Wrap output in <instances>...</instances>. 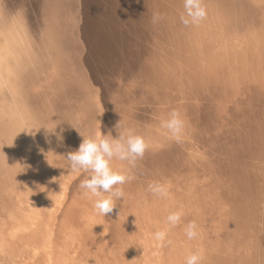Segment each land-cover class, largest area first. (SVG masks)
I'll use <instances>...</instances> for the list:
<instances>
[{
	"label": "rangeland",
	"instance_id": "obj_1",
	"mask_svg": "<svg viewBox=\"0 0 264 264\" xmlns=\"http://www.w3.org/2000/svg\"><path fill=\"white\" fill-rule=\"evenodd\" d=\"M233 1L237 3V12H234V14L232 12H226V14L233 17L232 19L236 22V24H244V22L236 21L242 19H244L245 22H250V25L254 28L257 27L259 30L258 33H260L261 29L264 27V0ZM85 2V0H0V36H4L2 29L6 27V24L3 23L5 19L9 20L12 25H16V23L19 22L18 28H20V30L24 29L28 31L27 35L29 42L27 41V38H21V36L17 33V29L13 31L15 34L11 35L10 38V46L13 53L16 55L20 54L21 59H23L26 52H23L24 45H29L30 53L38 56L35 57V60L41 56V53H46L44 61L43 59L41 60L44 64L41 70L42 76L44 77L40 79V81L43 82L35 80L31 83L33 85L32 93L36 94L39 90L42 92V85L44 84L45 86V84L49 82L48 93L44 96L45 98L43 97L39 99L38 102L43 103L45 99H47V96L50 100L53 96L52 94L54 93L52 88L61 85L65 88L64 94L68 97L72 95L71 93L75 94V88H78L79 94L81 93L79 88L81 90H85V94H87L88 91H91L94 94V97L91 99L92 101L89 104L91 109L88 108V104L84 105L82 102L81 104L79 103L77 98L81 95L77 92V95L75 94L77 98H72V102H64V110H68V114L65 116L66 118L64 117V120L69 122L68 127L72 128V136H75L74 143L76 140L78 141L76 144H71L68 138L65 137V140H57V142L51 147L50 152L49 150L37 149V152L32 154L36 155L33 165L36 164L37 168L41 166L42 162H48V160L52 165H54L52 166L48 163L50 167L44 172V174L46 172H50L49 180L51 182L46 183L45 181L47 180L44 179L42 181L40 176L36 174L37 170L35 169H33L35 172L34 177H26L28 167L23 168L22 165L20 166L23 168V173H21L18 169L16 174H14L18 178L17 180H21L22 175H24V179H26L25 181L31 182L32 185L45 184L49 190H45L43 195L45 196L47 192H50V195L53 196L52 199L54 204L51 207L52 210L49 212L48 208V214L46 216L43 215L42 219H37L35 225L39 224L41 227L46 218L54 220L55 216H58L60 210V215H63L65 213L66 206L75 198L78 191L81 190L79 187L81 181L90 176V173L83 169L72 170L70 168V162L66 159L68 152L78 149L84 138L83 136L90 137L88 129L84 124H82V120H79V114H86L83 112L86 110V107L89 110V115L93 116L91 120V125L93 121L91 129L92 135H106L109 134L111 131L110 128H112L111 123L113 113H115V116L118 117L120 130L122 129L124 121L129 120L130 124L144 125L145 127L155 126L154 123L160 122L161 116L165 113H160V110L167 106V93H172L171 95H173V97L176 93H178L180 97L183 92L189 96L190 100L180 97L176 102L181 104L192 103L191 110L187 112L189 125L186 127L187 129L190 127V129H188L190 130V134H186L182 140L184 144H190V146H188L189 149H186L184 152L185 155L182 154L180 157L178 156L179 160L176 164V169L169 175L164 173V171L167 172L169 169L167 168L169 161L167 157L164 158V160H162L163 158L161 159V156L158 157L159 153H156L155 155L157 156L155 162L159 159L157 163L162 164V166H158L157 169H155L154 165H151V163L139 162V165H136L132 169L135 176L130 175L132 178L128 183H131L133 188L129 192L132 193L134 190L135 197V193L140 192L139 194L143 197L151 199V197L155 198L158 196H154L148 190V185L150 183L160 182L167 185L169 195L166 198H174L173 201H181L175 204L172 202L169 203L167 206V213L178 211L182 207H186L183 209L184 211L191 212L194 210L195 216H193L192 220H189V223L193 221L195 223L199 222L208 213L207 215L210 220L206 223L209 224V233L205 240H198L197 243L198 246H202L205 251L208 250L210 259L213 258L211 255L219 257L218 252L221 254L222 251H230L231 247H234V249H241L243 246V251L250 248V255L251 253H256L257 261L255 264H264V159H261L258 154L253 152V150H248L249 143L261 147L259 139L253 137L255 136V131L253 132L252 130L255 124L254 119L257 118L254 113L260 114V112L264 110V102L260 100V105L255 104L258 100V96L255 101V95H253L252 88L247 91V94H244V96L248 97L245 103L242 102L237 105V97L240 93H237L238 95L236 97L234 96V99L232 97H223L222 94L219 95V92H217L223 87V85L220 84L221 86H218V84H209L210 82L208 80V76L213 75V72L216 73L219 70L221 73L226 71L228 74H231L230 71H232V75L236 76L235 74H237V70L236 72L232 70L237 69L236 66H233L232 56L234 53L239 51L236 49V44L239 43V41H237L236 32L238 24H231V22L222 19L223 23L221 24L222 29L220 33L213 35L210 32L211 26H206L203 27V33H199L196 37L189 36L187 32L192 29H200L203 25V21H201L198 25L193 26H184L181 23L180 17L184 13L183 0H142L143 6L155 8L149 18L153 19V15L158 13L162 17L158 23L162 26L168 23L170 27L169 30L164 28L158 33H153L155 34L154 39L151 37V33L148 32L149 29L147 26L145 27L148 32L146 36H142L140 34L135 35L134 38L138 39L139 45L134 47V50H146V53H144L145 56L139 60L141 71L144 73V76L139 79V75L136 76L130 74L132 69L128 70L126 67L127 65L123 63L111 65L109 68L104 67L105 69H103V71L97 70L95 72L85 61V57L90 52L88 49L89 42L86 40L87 38L84 36L82 29V24L84 23L83 16L90 8ZM155 5L156 7H154ZM172 15H176L177 17L171 27ZM45 18L48 20H45ZM22 21L24 22L21 24ZM213 21H216V25L221 23V21H217L215 19H213ZM48 24L51 26L52 31L55 27L59 26L63 33L60 34L59 37H56L55 43L51 46L46 42L47 39L50 41L48 36ZM210 24L211 23L208 22L205 25ZM240 25H238L240 31L239 34H242V31L244 30ZM250 33L253 35V32ZM156 34H160V36L158 37ZM45 35L47 36V39H45ZM55 36H57V34ZM18 37L22 40L21 42L18 41ZM209 37L213 38L217 45L222 44L219 47V53L224 55L223 59L228 58L231 68L223 65V63L222 68L216 64H214V67H210L209 63L206 64V62H204L205 60L202 61L200 59L199 55L201 53L210 56V52H204V47H202V44H204L202 42L208 40ZM178 38H182V40ZM220 41H223V43ZM153 43H156L157 45L155 46ZM155 47L156 49L154 50ZM215 48L217 47L215 46ZM15 50H18V52ZM53 51H55L56 55H60L58 57H60L61 60L64 59L62 65H58L55 61ZM158 56L160 57L157 60L158 70H156L153 68L154 65H152V63L154 62V57ZM14 63L15 62H12V64ZM35 67L36 69H33L32 73L40 69L37 68V66ZM112 67H115V69L112 70ZM123 68H126L129 73L125 74L123 72ZM212 69L213 71H211ZM228 69L231 70L229 71ZM246 69L248 71L251 70L249 67ZM238 70L244 71L245 68L243 70ZM173 73L176 74L177 78V91L174 92V89L163 88V81L168 83L169 80L173 78L171 76ZM207 73H209L208 76L206 75ZM74 75H76L75 77L78 81L75 80ZM159 76L163 81L157 84V79L155 78ZM192 78H194L193 81H195V83H197L200 87L192 88ZM55 80H60L58 85L52 84ZM157 85L161 86L158 91L156 90L157 92L149 90L151 86L156 89L158 87ZM211 87L213 88V91ZM208 88L209 90H206ZM224 88L222 90H224ZM201 90L204 94L209 96V103L207 102L206 106L210 108H208L207 113L211 110H216L219 114H222L217 117L218 121L216 123V127L215 125L212 126L207 133L202 132L205 131V129L198 131L200 125H198V122L195 119L198 116L200 107L197 106V100L202 98V96L199 95V91ZM129 91L130 96L129 98H126ZM219 96L223 98H219ZM5 99L6 98L3 99V107L8 106ZM7 102L10 103V101ZM76 102L78 104H76ZM123 109H128V112L126 114H122ZM30 110L31 113H34V107L31 104ZM8 111L11 115V110L9 109ZM47 113V116L51 119V121L56 119L48 109ZM61 113V110L57 108L56 115L59 117ZM4 116V119L0 120V147H2V145L10 139L5 136L7 133H4L3 130L4 128L6 129V127H10L11 116L6 114ZM31 117L35 123H40L38 121L39 119L35 117V114H32ZM198 117L200 118V116ZM200 119L205 121L204 117H201ZM12 120H15L14 117ZM21 121L25 122L26 128L31 127L26 118L22 117ZM237 122L239 123L240 128L237 127ZM245 122L247 123L245 124ZM1 123L4 125L3 128L1 127ZM51 125L55 126L53 121ZM41 128H43V126H41ZM48 129L51 128L48 127ZM239 129H241L242 134H240ZM71 131L69 132L70 134ZM114 131L116 135V133H118V129L115 128ZM31 135L33 138H38L36 140L37 143H35V141L33 142L32 138L31 140L30 138H28V140L25 139L26 142L30 141L32 144H39L43 148L45 147L46 138H42V134L37 136L34 131ZM195 135H198L199 137L201 136L200 138H202V140L206 139L210 142L214 141V150L209 152L200 147L201 152L198 153L194 159V149L192 148V143H194ZM77 137H80V140H78ZM114 138H117V135ZM59 142L63 143L60 144ZM24 145L26 148L29 146L26 144ZM261 145L263 147L264 143ZM191 148L192 150H190ZM160 151L162 150L160 149ZM234 151L235 153H233ZM180 152L182 151L180 150ZM26 153H29V151ZM62 153L64 157L62 159L63 164H54L55 160H58L56 159V156L61 155ZM253 153L255 155H253ZM52 156L54 157L52 158ZM144 159H147V157ZM233 162H235V164ZM231 164L235 165V167H232ZM190 168H194L193 173L192 170H189ZM245 168L248 171L251 168V172H253V174H247L249 176L248 178L244 177L246 180L243 182V179L240 180L242 176H239V174H246L244 172ZM214 176L217 179L221 177L219 180L220 185L216 188L212 187L213 185L209 186V184L213 182L212 178ZM1 177L2 176H0V178ZM254 177H257V180H255ZM135 178L136 184H133L132 181ZM185 178H187L188 181ZM8 180L9 178H7V181L2 180L6 181V184L8 185L4 193L9 194V190L12 189L19 190V186H17V184ZM202 194H205L207 197L203 201V204L201 202L195 204V197L199 196L198 198L200 199L202 198ZM78 195H80V193ZM14 197L16 198V196L12 197L11 195V198ZM125 198L127 201L132 200L131 196L130 198L125 196ZM88 199H90L89 196L87 197V200ZM44 201L46 202L45 199ZM10 202V200H8V202L3 200L2 204L0 203V221L3 220V218L8 219V215L11 214V210L15 209V205ZM59 205H61L60 210L59 212H56L57 206ZM220 209H224L225 211H221ZM192 214L189 215L192 216ZM238 223H240V225ZM251 224H254L252 225V228L250 227ZM185 225H187V223ZM242 226L243 229H241ZM6 228V225L0 226L2 234L1 238L6 236V240H10L12 239L13 231L10 230V234L6 235ZM178 233L179 237H177V240L173 241L172 245L174 253L181 249H176V247L180 244V241L188 239L185 234V229ZM150 235V232L148 235H141L140 239L150 242ZM15 236L18 237V240H20L21 237H24V235L20 236L17 232H15ZM51 236L52 235H50L49 232L45 231L38 237L46 240V238L50 239ZM224 241L226 242L225 244H223ZM16 248V253L6 255L4 254L6 250L1 251L2 247H0V264H21L23 262H27L29 259L33 262L34 258L38 260V252H41L40 255H44L45 259L50 256V253L48 254L47 249L44 247L36 249L35 246L31 245L28 249L26 244H18ZM194 250L195 248L191 247L190 254H192ZM166 253L170 254V251ZM3 255H6L5 258H2ZM208 255L206 257H208ZM169 258L170 257H168L166 261L168 263L170 262ZM89 261L92 262L91 259H89ZM240 264H243L242 261Z\"/></svg>",
	"mask_w": 264,
	"mask_h": 264
},
{
	"label": "bare ground",
	"instance_id": "obj_2",
	"mask_svg": "<svg viewBox=\"0 0 264 264\" xmlns=\"http://www.w3.org/2000/svg\"><path fill=\"white\" fill-rule=\"evenodd\" d=\"M85 1V3H87L90 7L83 16L84 23L82 24L83 34L86 36V40L89 42L88 49L90 51L85 57V61L95 72L97 70L103 71V69H105L104 67L109 68L111 65L123 63L127 65L126 67L128 70L132 69L130 74L136 76L139 75V79L142 78L144 73L141 71L139 60L145 56L144 53H146V50H134V47L139 45L138 39L134 38L135 35L140 34L142 36H146V34L149 32L152 35L151 37L154 39L155 34L153 33H158L164 28L169 30L170 25L167 23L162 26L158 22L154 23L153 19L149 17L155 8L143 6L142 0ZM204 4L208 11L207 18L203 20V25L200 27V29H192L187 32L189 36L196 37V35L199 33H203V27L206 26H211L210 32L213 35L220 33L222 29L221 24L223 23L222 19L231 22V24H236V22L232 19L233 17H230L226 14V12H232L233 14L234 12H237V3L233 0H204ZM154 7H156V5ZM176 17V15H172L171 27L173 26V22L176 20ZM46 19L47 18H45V20ZM213 19L221 21V23L216 25V21H213ZM236 21L244 22L242 25L237 23L244 30L242 31V34H239V26L236 24L237 41H239V43L236 44V49L239 51L234 53L232 56L233 66L237 67V69H232L234 72L237 70V74H235L236 76L232 75V71H230L231 69H228L231 74L226 73V71L221 73L219 70L216 73L213 72V75L208 76L209 73L206 75L208 76V80L210 82L209 84H218V86H221L220 84L223 85V87H220L221 89L217 91L219 92V95L222 94L223 97H232L234 99V96L236 97L240 93L237 97V105L242 102L245 103L248 97L244 96V94H247V91L253 88L255 101L257 100L258 96V100L255 104L260 105V100L264 102V27L261 29V32L258 33V28H254L252 25H250V22H245L244 19ZM23 22L24 21H22L21 24ZM208 22L211 24L205 25ZM3 23L6 24V27L2 29L4 36H0V120L4 119L5 114L11 116V119L10 127H6V129L4 128L3 130L4 133H7L5 136L10 138V143L8 140L2 145V147H0V176H2L0 178V203L2 204L3 200L6 202L10 200V203L15 205V209L11 210V214L8 215L9 218H3V220L0 221V226L6 225L7 227L6 235L10 234V230L13 231L12 239L10 240H6V236L1 238L2 234L0 231V247H2L1 251L6 250L4 254L11 255L12 253H16V246H18V244H26L28 249L31 245L35 246L36 249L44 247L47 249L48 254L50 253V256L45 259L44 255H40L41 252H38V260L34 258L32 262L29 259L27 262H23L21 264H185V260L187 256L190 255V249L192 247L195 248L194 252H202L201 264H240L241 261L243 264H255L257 261V255L256 253H251L250 255V248L243 251V246L241 249H234V247H231L230 251H222L221 254L218 252L219 257L216 255H211L213 258L210 259L208 250L205 251L202 246H198L197 241L205 240L209 233V224L206 223L210 220L207 215L208 213L202 220L196 222L198 226V236L192 240L187 239L180 241V244L176 247V249H181L174 253L172 249L173 241L177 240V237H179L178 232L183 231L186 227L185 224H188L189 220H192L193 216H195V211H184L183 209L186 207H180L181 209L178 210L182 212L180 223L175 226L170 225L167 223V216L170 213L176 211L167 213V206L171 202L175 204L181 201H173L174 198L170 199L166 197H151V199H148L147 197H143L141 194H139L140 192L135 193V197L134 190L132 193L129 192L133 188L132 184L128 183L129 181L119 187L123 189L125 196H128L129 198L131 196L132 200L127 201L126 198L121 197L118 201H116V206L113 212L107 214L106 216L100 214L98 210L95 209L94 202L96 198L90 197V199L87 200L88 196L83 195V190H80L78 191V194L80 193V195L77 194L75 198L66 206L65 213L63 215H60L61 205H59L57 206L56 212H59V210L60 212L58 216H55L54 220L47 219L45 217L46 220L43 222L41 227L39 224L35 225L37 219H42L43 215L46 216L48 214V208L49 212L52 210L51 207L54 204L52 199L53 196L50 195V192H47L45 196L43 195L45 190H49L45 184L32 185L31 182L25 181L26 179H24V175H22V179L20 178L21 180H17L18 178L14 174H16L18 169L21 173H23V168L28 167V170L26 171V177H34L35 172L33 169H35L37 170L36 174L40 176L42 181L44 179L47 180L45 181L46 183L51 182L49 180L50 172H46L44 174L45 170H48L50 167L48 162H42L41 166L37 168L36 164L33 165L36 155L32 154H35L37 149L49 150L50 152L54 143H56L59 139L65 140V137L68 138L71 144H76L78 142L76 140L74 143L75 136H72V128H69V122L64 120V117L68 114V110H64L63 105L65 104V101L69 103L72 98H77L76 95L77 93L79 94V92L78 88H75L74 93L76 95L71 93L72 95L68 97L64 94L65 88L62 85L56 86L52 88L54 93L52 94L53 96L51 99L49 100L47 96V99H45L43 103H39L38 100L46 96L48 93L49 82L46 83L45 86L44 84L42 85V92L40 90L38 91L37 89L38 92L36 94L32 93L33 85L31 83L35 80L43 82L40 81V79L44 77L41 73V70L44 66L41 60L43 59L44 61L46 53H41V56L35 60V57L38 56L30 53L29 45H24L23 52H26L23 56V59H21L20 54L16 55L11 50L10 38L11 35L15 34L13 31L17 29V33L21 36V38H27V41L29 42L27 35L28 31L24 29L20 30V28H18L19 22L16 23V25H12L10 24L9 20L5 19ZM146 26L149 29L148 32L145 28ZM48 28V36L50 41L47 39L46 35L45 39H47L46 42L51 46L53 43H55L56 37H59L60 34L63 33L59 26L55 27L52 31L51 26L48 24ZM250 32H253V35H251ZM56 34L57 36H55ZM156 35L158 37L160 36V34ZM178 39L182 40V38ZM18 41L21 42L22 40L18 37ZM220 42L223 43V41ZM202 43H204L202 44V47H204L205 50L204 52H210V56L203 53L199 55L202 61L205 60L204 62H206V64L209 63L210 67H214V64H216L222 68L223 63V65L229 66L231 68L228 58L223 59L224 55L219 53V47L222 44L217 45V43L214 42V39L211 37ZM153 44H155V46L157 45L156 43ZM215 46L217 48H215ZM155 49L156 47L154 50ZM15 51L18 52V50ZM53 54L57 64L62 65L64 59L61 60V58L58 57L60 55H56L55 51H53ZM159 57L160 56L154 57V62L152 63V65H154L153 68L156 70H158L157 60ZM12 62L15 63L12 64ZM35 66L40 69L32 73V70L36 69ZM247 67L251 68V70L248 71L246 69ZM244 68V71L238 70H243ZM114 69L115 67H112V70ZM128 70L123 68V72L125 74L129 73ZM211 71H213V69ZM75 76L76 75H74V77ZM171 76L173 78L170 79L168 83L163 81L160 76L155 78L157 79L156 83L158 84L163 81V88L174 89L173 92L177 91L176 74L173 73ZM75 80L78 81L76 77ZM193 80L194 78L191 80L193 85L192 88L200 87ZM59 81L60 80H55L52 82V84L58 85ZM157 86L158 87L156 89L151 86L149 90L152 92L156 90L158 91L161 86ZM223 88L224 90H222ZM79 90L81 91L79 94L81 96L77 98L79 103L81 104L82 102L84 105L88 104V108L91 109L89 104L92 101L91 99H93L94 94L91 91H88L89 94H85V90H81L80 88ZM206 90H209V88ZM171 94L167 93V106L160 110V113H165L161 116L160 122L154 123L155 126L145 127L144 125L130 124L129 120L124 121L122 129L120 130L123 132L131 131L136 134L143 135L149 145L144 156L136 161V165H139V162H148L151 163V165H154V168L157 169L158 166H162V164L157 163L159 159L157 162H155L157 157L155 155L156 153H159L158 157L161 156V159L163 158L162 160L167 157L169 161L167 167L169 168L168 170L173 168L170 171H164V173H167L168 175L174 172L176 169V164L179 160L178 156L180 157L182 154L185 155L184 152L186 149H189L188 146H190V144H184V142L177 143L174 139H172L168 130L162 126V121L166 120L173 110H179L185 118L187 127L189 125L187 112L192 108V103L181 104L176 102L180 97L190 100L187 94L182 92L180 97L178 93H176L177 95L175 94L174 97ZM199 95H201L202 98L197 100V106H200L198 116H200V118L204 117L205 121H202L198 116L195 119L197 120L198 125H200L198 131L205 129V131L202 132L207 133V131L212 126L215 125L216 127V123L218 121L217 117L222 114H219L216 110H211L209 113H207L208 108H210L206 106L209 96L204 94L202 90L199 91ZM129 96L130 91L127 93L126 98H129ZM220 97L221 96H219V98ZM4 98H6L5 101L8 104L7 107H3ZM7 101H10V103ZM30 104L34 107V113H31ZM76 104L78 103L76 102ZM57 108H59L62 112L59 117L56 115ZM9 109L11 110V115L8 111ZM47 109L50 111L53 117L56 118L52 120L55 126L51 125L52 121L47 116ZM83 112L86 114H79V120H82V124L86 126L89 136L91 137L93 136L91 133L93 125V121L91 125V120L93 116L89 115L90 113L87 107ZM127 112L128 109L122 110V114H126ZM32 114H35V117L39 119L38 121L40 123H35L34 120H32ZM254 114L257 118L254 119L255 124L252 131H255V136L253 137L258 138L259 142L262 144L264 143V110L261 111L260 114ZM114 116L115 113H113V117ZM13 117L15 120H12ZM22 117L27 119V122L31 127L26 128L25 122L21 121ZM113 117L111 123L112 128H110L111 131L109 134H111L113 138L117 135L118 138L119 130L117 131L118 133H116V135L114 130L116 128L115 125L119 123V120L117 116H115L114 119ZM247 122H245V124ZM40 124L43 126V128H41ZM1 127H4L2 123ZM48 127L51 129H48ZM237 127L240 128L238 122ZM186 129L187 128H185L184 136H186V134H190V130H188L190 127L187 130ZM33 130L36 132L37 136L42 134V138H46V142L42 140L45 142L44 148L39 144H32L30 141H25V139L28 140V138H30L31 140L32 138L33 142L35 141V143H37L36 140L38 138H33L31 135V133L34 132ZM70 131L71 134L69 133ZM239 131L240 134H242L241 129H239ZM200 137L195 135L194 143H192V148L194 149V159L196 158L197 154L201 152L200 147H202L204 150L206 149L209 152L213 151L215 147L214 141L210 142L206 139L202 140ZM77 138L80 140V137ZM24 144L29 145L28 148H26ZM261 144V147H259L255 144L252 145L249 143L248 150H253V152L258 154L261 159H264V146L262 147ZM192 148L190 150H192ZM160 149L162 151H160ZM180 150L182 152H180ZM27 151H29V153H26ZM233 153H235V151ZM254 153L253 155H255ZM53 157L54 156H52V158ZM146 157L147 159H144ZM63 158V153L61 155H57L56 159L58 160H55L54 164H63ZM112 163L114 168L124 169L127 171V173H129V175H134L132 170L133 167H131L127 161L114 160ZM233 163L235 164V162ZM20 165H22L23 168ZM231 166L235 167L233 164H231ZM193 169L190 168L189 170H192L193 173ZM244 172L246 174H239V176H242L240 180L243 179V182H245L246 178H248L249 175L247 174H253V172H251V168L249 171L245 168ZM7 178H9L8 181H12V183L17 184V186H19V190L14 189V191L12 189L9 190V194L4 193L8 186L6 184ZM220 178L217 179L214 176L212 178L213 182H211L209 186L213 185L212 187H218L220 185ZM254 178L257 180V177ZM132 183L136 184V178L132 181ZM11 195L12 197L16 196V198H11ZM198 197H195V204L200 202L203 204V201L207 198L205 194H202V198H200L201 201ZM220 210L225 211L224 209ZM189 214H192V216ZM238 224L240 225V223ZM252 225L254 224H251V228L253 227ZM241 229H243V226ZM45 231L49 232V234L53 237L51 236L50 239L46 238V240L39 238L38 236L43 234ZM158 231H163L166 233V236L163 240H158L156 238V233ZM15 232H17L20 236L24 235V237H21V239L18 240V237L15 236ZM149 232L151 233L150 242L140 239L141 235H148ZM225 243L226 242L224 241L223 244ZM169 251L170 254H167L166 252ZM6 255H3L2 258H5ZM207 255L210 260L208 257H206ZM168 257H170L169 263L166 262ZM89 259H91L93 263L90 262Z\"/></svg>",
	"mask_w": 264,
	"mask_h": 264
},
{
	"label": "clouds",
	"instance_id": "obj_3",
	"mask_svg": "<svg viewBox=\"0 0 264 264\" xmlns=\"http://www.w3.org/2000/svg\"><path fill=\"white\" fill-rule=\"evenodd\" d=\"M184 13L180 21L184 26L198 25L208 15L204 0H183ZM162 17L156 13L153 22H158ZM162 126L168 130L172 139L177 143L182 142L186 128V121L179 110H173L168 118L162 121ZM119 130V137L113 138L111 134H96L91 137L83 136L78 149L66 155L72 170L83 169L90 176L81 181L79 187L83 195L95 197L94 207L104 216L112 213L116 201L125 198L121 185L127 183L132 177L124 169L113 167V161H127L131 167L136 166V161L142 158L149 145L143 135L131 131H120V122L115 125ZM48 160V159H47ZM48 163L51 164L48 160ZM52 165V164H51ZM54 166V165H52ZM148 190L158 197L165 198L169 195L167 185L155 182L148 185ZM182 212H172L167 216V223L177 225L180 223ZM185 234L189 240L198 236V226L193 221L186 225ZM166 233L158 231L156 238L163 240ZM202 254L193 252L187 256L185 264H201Z\"/></svg>",
	"mask_w": 264,
	"mask_h": 264
}]
</instances>
